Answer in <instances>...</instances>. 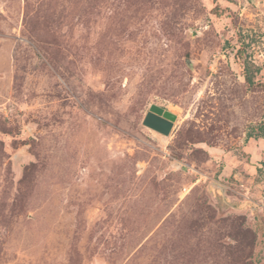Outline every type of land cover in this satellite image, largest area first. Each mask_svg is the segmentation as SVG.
<instances>
[{
  "label": "rangeland",
  "instance_id": "obj_1",
  "mask_svg": "<svg viewBox=\"0 0 264 264\" xmlns=\"http://www.w3.org/2000/svg\"><path fill=\"white\" fill-rule=\"evenodd\" d=\"M263 115L264 0H0V264H264Z\"/></svg>",
  "mask_w": 264,
  "mask_h": 264
},
{
  "label": "trees",
  "instance_id": "obj_2",
  "mask_svg": "<svg viewBox=\"0 0 264 264\" xmlns=\"http://www.w3.org/2000/svg\"><path fill=\"white\" fill-rule=\"evenodd\" d=\"M244 78L248 84L252 83V80L247 73H244ZM250 138H264V115L256 125H251L247 129L245 133V140L247 141Z\"/></svg>",
  "mask_w": 264,
  "mask_h": 264
},
{
  "label": "flooded vegetation",
  "instance_id": "obj_3",
  "mask_svg": "<svg viewBox=\"0 0 264 264\" xmlns=\"http://www.w3.org/2000/svg\"><path fill=\"white\" fill-rule=\"evenodd\" d=\"M146 117L157 119L160 123L167 127V130L169 129L171 119L173 118V116L169 112L162 111L161 108L155 106H152Z\"/></svg>",
  "mask_w": 264,
  "mask_h": 264
},
{
  "label": "water",
  "instance_id": "obj_4",
  "mask_svg": "<svg viewBox=\"0 0 264 264\" xmlns=\"http://www.w3.org/2000/svg\"><path fill=\"white\" fill-rule=\"evenodd\" d=\"M144 123L153 130H156L157 132H160L162 134H166L168 132L167 127L160 123L157 119L146 117L144 119Z\"/></svg>",
  "mask_w": 264,
  "mask_h": 264
},
{
  "label": "bare ground",
  "instance_id": "obj_5",
  "mask_svg": "<svg viewBox=\"0 0 264 264\" xmlns=\"http://www.w3.org/2000/svg\"><path fill=\"white\" fill-rule=\"evenodd\" d=\"M175 119V118H174Z\"/></svg>",
  "mask_w": 264,
  "mask_h": 264
}]
</instances>
